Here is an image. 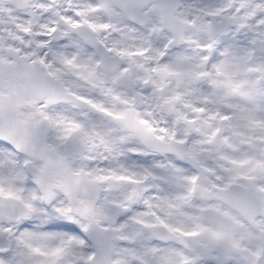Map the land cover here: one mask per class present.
<instances>
[{"label":"snow or ice","instance_id":"1","mask_svg":"<svg viewBox=\"0 0 264 264\" xmlns=\"http://www.w3.org/2000/svg\"><path fill=\"white\" fill-rule=\"evenodd\" d=\"M0 264H264V0H0Z\"/></svg>","mask_w":264,"mask_h":264}]
</instances>
